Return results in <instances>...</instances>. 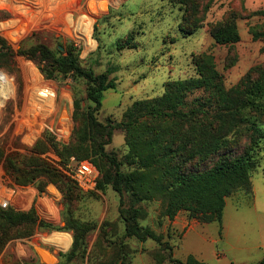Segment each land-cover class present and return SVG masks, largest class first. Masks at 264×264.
<instances>
[{"label":"rangeland","instance_id":"rangeland-1","mask_svg":"<svg viewBox=\"0 0 264 264\" xmlns=\"http://www.w3.org/2000/svg\"><path fill=\"white\" fill-rule=\"evenodd\" d=\"M226 22H234L237 27L240 38L235 43H217L210 34L212 26ZM83 23L91 24L93 47L84 42ZM129 32L133 33V45L119 47V40ZM0 37L14 49L42 42L54 50L65 51V47L72 44L83 66H91L95 72L115 67L110 76L116 77V87L103 93L97 115L101 121L107 117L113 122L119 121L128 105L136 99L160 95L168 80L196 76L192 58L203 51L213 55L226 88L247 72L252 79L264 74V0H0ZM41 66L37 60L15 55L0 67V81L7 92L0 106V145L8 153H18L20 165L21 156L45 132H50L58 142L68 143L75 127L74 98L77 97L81 105L76 115L78 121L82 120L80 113L88 104L82 80L61 74L46 78ZM38 86L52 90L49 102L40 103L35 99L34 90ZM201 94L196 90L188 100ZM256 125L262 136L251 153L252 180L259 193L260 185H264L261 176L264 172V123L257 121ZM232 138L217 155L208 156L200 163L190 162L187 168H206L221 154H237L250 142L247 131L232 135ZM106 149L123 158L127 146L121 129L113 131ZM43 156L69 176L67 172L73 168L71 157L74 156L62 162L52 149ZM122 168L128 169V166ZM35 184L14 183L0 162V205L11 204L26 210L34 204L39 217L63 226L65 199L62 191L48 183L39 192ZM75 192L71 202L74 216L98 225L109 220L110 234L103 243L105 255L95 257L99 252L96 245L99 228H96L86 237V254L68 264L108 261L116 249L114 243L121 241L130 250L128 264H176L169 260V251L173 258L181 260L192 253L206 264H253L257 259L254 252H245L235 245L237 220L244 218L250 210L249 205L235 204L237 200L234 202L229 197L225 219H230L232 226L227 231V239L221 238L216 222L204 223L199 218H189L186 211L175 216L179 221L175 227L162 215L161 199L138 202L137 205L145 210L140 223L163 233V240L171 245L169 250L153 239H119L123 221L118 213L119 195L111 186L100 190L95 182L92 188H82L76 182ZM124 200L128 204V196ZM71 242L70 230L41 228L30 237L9 241L0 254V264H56L59 261L57 252L66 251ZM91 254L92 259H89Z\"/></svg>","mask_w":264,"mask_h":264},{"label":"trees","instance_id":"trees-1","mask_svg":"<svg viewBox=\"0 0 264 264\" xmlns=\"http://www.w3.org/2000/svg\"><path fill=\"white\" fill-rule=\"evenodd\" d=\"M210 34L220 44H232L240 38L234 22L216 24L210 28ZM132 39L133 33L129 32L119 40V47L133 45ZM64 50H54L42 42L14 49L0 37V67L15 55L37 60L46 78L61 74L82 80L88 101L80 113L82 120L78 121L76 115L81 105L80 100L74 98L75 127L68 143L58 142L50 132H45L21 156V165L18 153H8L0 145V162L14 183H36L39 192L53 183L65 199L63 226L39 217L34 204L26 210L11 204L0 205V254L9 241L30 237L38 229H66L72 233V242L66 251L57 252L56 264H68L86 254V237L99 228L96 244L99 252L95 257L105 255L103 243L109 239L110 221L104 220L98 225L74 216L71 202L76 182L43 156L49 149L62 162L70 156L90 161L98 171L96 188L104 190L109 185L118 193V213L123 221L120 240L127 237L140 241L153 239L171 250L169 241L163 240V233L140 223L145 210L137 203L153 199H161L162 215L170 222L178 212L186 211L189 218L216 222L220 234L226 198L238 194L239 203L252 199L254 161L251 153L262 136L256 122L264 123V74L252 79L247 72L226 88L213 55L203 51L192 58L196 76L168 80L160 95L136 99L128 105L119 121L113 122L109 117L101 121L97 115L103 93L116 87V77L110 76L115 67L95 72L93 67L81 64L72 44ZM196 90L202 94L188 100ZM117 128L124 132L127 146L123 158L106 149ZM246 131L250 139L246 149L234 155L221 154L203 169L187 168L190 162L200 163L208 156L217 155L233 139L232 135ZM123 165L128 169H123ZM125 196H128V204ZM114 244L116 249L109 260L96 261V264L129 263L128 246L123 241ZM167 256L176 264H206L191 253L183 260L173 258L171 251ZM88 258L92 259V254ZM253 264H264V254Z\"/></svg>","mask_w":264,"mask_h":264},{"label":"crops","instance_id":"crops-1","mask_svg":"<svg viewBox=\"0 0 264 264\" xmlns=\"http://www.w3.org/2000/svg\"><path fill=\"white\" fill-rule=\"evenodd\" d=\"M252 176H251L252 199L250 200V202H245V203L243 202V205L244 204L249 205L250 210L246 212L244 218H239L237 220L235 245L237 248L244 250L245 252L248 253L254 252L256 254L255 256H257L256 261H258L264 254V185H260V191L258 193L254 185V182L252 180ZM261 176L264 182L263 171ZM238 196H239L238 194H233L230 195L229 198L235 202ZM226 202H227V198H226ZM238 203H239L238 201L235 202V204ZM178 223H179L178 220L175 219L172 220V224L175 225V227L178 226ZM221 226L222 227H221L220 236L223 239H227V231L231 228L232 221L230 219L228 220L225 219V207L223 210ZM185 233L186 230L183 232L182 237L185 235Z\"/></svg>","mask_w":264,"mask_h":264},{"label":"built area","instance_id":"built-area-1","mask_svg":"<svg viewBox=\"0 0 264 264\" xmlns=\"http://www.w3.org/2000/svg\"><path fill=\"white\" fill-rule=\"evenodd\" d=\"M73 161V168L70 169L69 174L77 184L82 188H92L95 185L98 174L95 166L88 160H76L71 157Z\"/></svg>","mask_w":264,"mask_h":264},{"label":"bare ground","instance_id":"bare-ground-1","mask_svg":"<svg viewBox=\"0 0 264 264\" xmlns=\"http://www.w3.org/2000/svg\"><path fill=\"white\" fill-rule=\"evenodd\" d=\"M82 32H83V35H84L85 44L89 45L90 47H93L95 45V41L90 36L91 24L83 23ZM34 92H35L34 93L35 99L38 100V102H40V103L49 102L52 99V97H53L52 90L49 89L47 86H38L34 90ZM6 97H7V92L5 90V87H4L3 83L0 81V106L3 104V101H4V99Z\"/></svg>","mask_w":264,"mask_h":264},{"label":"water","instance_id":"water-1","mask_svg":"<svg viewBox=\"0 0 264 264\" xmlns=\"http://www.w3.org/2000/svg\"><path fill=\"white\" fill-rule=\"evenodd\" d=\"M60 49H62L63 47L62 46H59Z\"/></svg>","mask_w":264,"mask_h":264}]
</instances>
